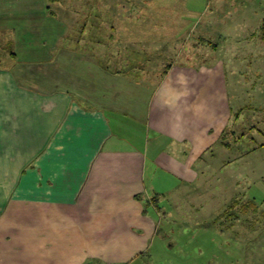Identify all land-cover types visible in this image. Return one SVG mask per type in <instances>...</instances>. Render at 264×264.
<instances>
[{
  "label": "crops",
  "instance_id": "obj_1",
  "mask_svg": "<svg viewBox=\"0 0 264 264\" xmlns=\"http://www.w3.org/2000/svg\"><path fill=\"white\" fill-rule=\"evenodd\" d=\"M51 1L0 0V264L167 259L151 250L157 240L164 247L167 217L154 196L179 187L186 196L195 181L212 188L223 177L236 190L239 174L257 176L256 151L245 160L249 170L240 154L234 161L211 154L236 112L225 76L202 59L205 31L198 38L194 28L184 31L179 47L171 26H123L122 41L106 27V42L87 52L67 42L66 17L51 14ZM154 2L152 10L119 16L183 13ZM105 7L106 18L119 17L110 0ZM130 66L143 71L131 76ZM212 242L215 250L185 253L186 264H264V234Z\"/></svg>",
  "mask_w": 264,
  "mask_h": 264
},
{
  "label": "rangeland",
  "instance_id": "obj_2",
  "mask_svg": "<svg viewBox=\"0 0 264 264\" xmlns=\"http://www.w3.org/2000/svg\"><path fill=\"white\" fill-rule=\"evenodd\" d=\"M99 1L105 4V0ZM110 1L116 16H119L122 11H129L131 14L138 11L152 10L149 6L153 3L149 2V0ZM161 1L166 2L165 5L168 11L173 8L176 12L183 13H179L181 16L173 20H151L147 17L140 19L135 17L121 18L119 16L115 18L114 23L115 40L122 41L121 38L127 39V35H120L121 27L126 26L131 29L134 26L133 24L137 23L145 28L154 26L167 28L171 26L177 30L176 34L178 35L172 45L179 43V47L181 42L184 43L185 40L181 36L184 31L194 28L195 38H198L202 35L201 32L205 31L204 36L207 39L204 41L209 46V54L204 52L202 58L204 63L214 67L215 69H212V71L217 70L218 74L225 76L227 103L230 109L237 113L240 109L246 108L244 109L245 112L240 116L241 125L248 128L256 127L260 130H254L249 133L248 137L243 141V148L241 147L239 150L221 151V147H219L221 145H218L216 147L217 160H234V157L245 153L246 150L249 152L250 149L257 146L256 153L250 155L252 157L251 167L257 170V176L253 174L252 170L251 177L250 175L239 174V186L235 192H240L241 194L245 192L247 197L249 196V185L252 184L253 191V186L258 188V201L264 203V147H260V145L264 144V39L262 30L264 24V0ZM184 13L190 14V17L184 19L182 17ZM215 47H218V50H215ZM171 55L173 54L169 55L170 58ZM169 57L166 58L170 61ZM247 127L243 131H247ZM240 131L242 130L240 129ZM228 138L229 141L233 140L231 136ZM253 158H255L254 161ZM245 162L246 167L250 166L247 161ZM246 169L249 170L248 167ZM159 176H164L163 171H160ZM221 180L222 183L220 185L212 188L201 187L200 189H198L199 182L195 181L192 184L194 191L191 194L185 196V193L182 192L185 188L179 187L175 190V193L169 192L159 198L158 204L167 216L164 218L161 228L164 247H161L157 240L151 250L166 251L168 254L165 256L170 257L160 260L145 259V262L152 264H186L188 260L185 257V253L187 252L215 250L218 244L212 242L214 236H231L234 235L233 231L241 232L242 234L254 233L247 225L249 216H244L243 223L241 221L236 222V227L230 228L232 233L230 231L221 232L219 228L211 223L216 215L222 211L225 203L233 198V195L229 196L226 193L229 188L231 189V187H228L230 183H225L224 177ZM177 186H180V183ZM261 190H263V193ZM181 192L185 197L180 194ZM231 194L233 193L231 192ZM167 214L172 216L170 217ZM252 214V221L256 220L255 222L258 224L257 233L264 234V216L260 211L257 215L252 216ZM224 245L229 249L233 247V243Z\"/></svg>",
  "mask_w": 264,
  "mask_h": 264
},
{
  "label": "trees",
  "instance_id": "obj_3",
  "mask_svg": "<svg viewBox=\"0 0 264 264\" xmlns=\"http://www.w3.org/2000/svg\"><path fill=\"white\" fill-rule=\"evenodd\" d=\"M159 1V0H149V2ZM152 3V4H153ZM156 4V3H155ZM51 14L61 17L62 15L66 17L68 23V33L66 36V40L68 43L77 45L79 48L85 49L87 52L94 44H101L106 42L107 35L106 27H110L112 29L115 28V18H106L104 12H106V7L104 3H101L99 0H76V1H66V2H57L56 0H52L50 5ZM103 12V13H101ZM263 30V39H264V24L262 26ZM111 36V35H110ZM113 37V36H112ZM85 51V52H86ZM156 58V57H155ZM151 61V60H150ZM115 71L119 68H114ZM126 74L133 76L134 74H138L143 71V68H135V67H126ZM246 108H242L239 112L236 113L235 123L232 126L227 127V129L222 134L219 140V147L224 148L225 150H239L241 147L243 148V141L248 137L249 133L254 130H258L256 127L247 126V131H245L246 127L241 125L240 116L243 112H245ZM240 129L242 131H240ZM243 129H245L243 131ZM260 131V130H258ZM232 137V141H229L228 137ZM253 139V138H252ZM243 145V146H242ZM260 147H264L260 145ZM252 148V147H251ZM257 146L253 149H250L249 152L246 150L245 153H241L239 158H237L239 163L244 162L248 155L251 152L257 151ZM216 152V147L211 149V154ZM242 159H244L242 161ZM234 161V160H233ZM241 161V162H240ZM238 163V164H239ZM229 179V180H228ZM224 182H229L231 189L227 191V195H233V198L229 200V202L225 203L224 208L216 217L211 221L215 227L219 228L221 232L231 231L230 228L236 227L237 223H243L244 216H249V220L247 225L251 228L252 232L257 233V222L256 220L252 221V216L257 215L259 211L264 216V207L263 203L259 202L254 196L249 195L245 196V192L241 194L240 192H235L232 182L229 177L224 179ZM227 187V186H225ZM200 189V188H198ZM231 192L233 194H231ZM241 194V195H240ZM244 196V197H243ZM161 196H154L155 204H158L159 198ZM161 206L159 207V209ZM162 209V208H161ZM164 214V211H163ZM165 215V214H164ZM254 219V218H253ZM235 221V222H234ZM239 223V225H241ZM234 234H242L241 232L233 231ZM249 233V232H248ZM248 233H244L248 234ZM253 233V234H254ZM252 234V233H249ZM262 234V233H261Z\"/></svg>",
  "mask_w": 264,
  "mask_h": 264
}]
</instances>
